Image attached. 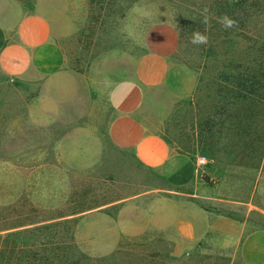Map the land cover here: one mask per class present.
Returning <instances> with one entry per match:
<instances>
[{
	"label": "rangeland",
	"instance_id": "1",
	"mask_svg": "<svg viewBox=\"0 0 264 264\" xmlns=\"http://www.w3.org/2000/svg\"><path fill=\"white\" fill-rule=\"evenodd\" d=\"M17 1L23 11L48 15L52 34L36 74L0 72V225L23 224L15 229H31L24 240L44 242L46 254L75 264H243L205 238L193 242L164 233L172 203L154 195V187L167 184L129 151L86 130L78 98L80 84L93 85L100 70L111 64L131 69L147 60L142 37L149 24L174 25L179 42L167 61V80L181 96L162 130L179 149L205 156L200 183L192 186L204 209L243 219L248 229L264 228L263 11L250 8L244 25L229 28L218 51L230 55L222 56L201 53L200 43L191 42L195 30L186 29L188 20L210 8L209 0ZM213 16L205 14V27L226 32L210 21ZM227 59L247 65L257 82L222 110L214 77L233 72ZM198 76L208 82L201 91Z\"/></svg>",
	"mask_w": 264,
	"mask_h": 264
},
{
	"label": "crops",
	"instance_id": "2",
	"mask_svg": "<svg viewBox=\"0 0 264 264\" xmlns=\"http://www.w3.org/2000/svg\"><path fill=\"white\" fill-rule=\"evenodd\" d=\"M51 34L48 15L39 9L23 11L17 0H0V72L12 78L36 74L35 63L47 49ZM142 39L147 60L126 70H114L111 64L100 70L101 77L93 85L80 84L82 126L129 151L144 170L167 184L154 187V195L172 203L165 210L170 217L166 235L193 242L205 238L234 253L243 264H264V228L248 229L243 219L204 209L197 199L202 195L192 190L200 183L193 172L195 155L179 149L162 130L181 96L167 80V61L177 47L175 27L167 21H154ZM262 186L264 189V168Z\"/></svg>",
	"mask_w": 264,
	"mask_h": 264
},
{
	"label": "trees",
	"instance_id": "3",
	"mask_svg": "<svg viewBox=\"0 0 264 264\" xmlns=\"http://www.w3.org/2000/svg\"><path fill=\"white\" fill-rule=\"evenodd\" d=\"M93 1L99 3L103 0ZM209 2L210 8H206L207 11L203 8V13L201 12L200 14H197V17L193 16L194 18H192V20H188V22H186V29L188 31H199L202 34L207 35V41L209 43H200L199 48L201 53L211 52L213 55H230L229 51H218L219 47L222 48L226 44L225 42L227 40L225 35L228 37L229 28L226 32L215 26H209L207 29L205 27V14L210 12L214 13L213 18L210 19L213 23L219 21L222 16L227 15L236 21L233 28L235 26L238 28L239 26L244 25V22L250 17L248 16L250 8L255 12H260L262 10L264 14V0H209ZM175 29L177 31L178 44L180 32L178 28L175 27ZM210 45L215 46V48H210ZM222 60L223 57L217 59L216 62L220 63ZM229 60L230 59L226 60L225 65L233 70V72L218 74L214 77L217 82H220L215 93L218 95L219 101H221L219 106L222 110H225L226 107L230 106L234 99L243 98L244 95L241 91H246V88L248 87L247 85L253 86L255 81L257 82V80L252 79V75L247 74V65L238 60H236V62L232 61L234 63ZM242 66L244 67L243 71H238L237 69L242 68ZM223 83H225V85ZM207 84L208 82L205 83L202 81V76H198L197 91L206 88L208 86ZM18 225L23 224L12 222L0 225V264H53L52 259H55L56 261L54 264H61L64 262H67V264H75L77 261L74 260L69 262L67 256L61 259V257H58L55 254L52 256L46 254V244L44 242L41 245H35L32 242L28 243L22 238V235L31 229L25 228L23 230H17L15 228Z\"/></svg>",
	"mask_w": 264,
	"mask_h": 264
},
{
	"label": "clouds",
	"instance_id": "4",
	"mask_svg": "<svg viewBox=\"0 0 264 264\" xmlns=\"http://www.w3.org/2000/svg\"><path fill=\"white\" fill-rule=\"evenodd\" d=\"M205 11L207 10L205 9ZM205 22L207 21L205 20ZM219 22L222 24L224 28H232L236 24V21H234L227 15L222 16L219 19ZM207 40H208L207 35L202 34L199 31H194L192 33V39H191L192 43H207Z\"/></svg>",
	"mask_w": 264,
	"mask_h": 264
},
{
	"label": "built area",
	"instance_id": "5",
	"mask_svg": "<svg viewBox=\"0 0 264 264\" xmlns=\"http://www.w3.org/2000/svg\"><path fill=\"white\" fill-rule=\"evenodd\" d=\"M206 164V158L203 154H196L193 159V172L195 175H201Z\"/></svg>",
	"mask_w": 264,
	"mask_h": 264
}]
</instances>
